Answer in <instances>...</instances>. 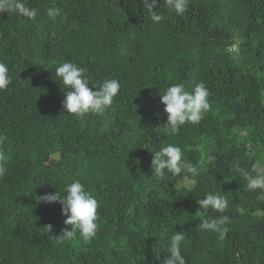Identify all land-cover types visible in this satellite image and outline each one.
Listing matches in <instances>:
<instances>
[{"label": "trees", "instance_id": "obj_1", "mask_svg": "<svg viewBox=\"0 0 264 264\" xmlns=\"http://www.w3.org/2000/svg\"><path fill=\"white\" fill-rule=\"evenodd\" d=\"M26 2L38 10L33 21L0 13V62L12 79L0 91L2 147L11 157L0 177V264H163L181 231L186 264H264V200L237 171L264 174V0H188L183 15L157 0L159 23L141 0ZM50 7L61 9L55 20ZM64 62L86 68L90 88L120 82L103 116L64 111L55 76ZM198 82L211 110L170 135L160 95ZM167 144L194 165L215 159L194 185L186 173L149 180L151 152ZM75 180L97 199L99 228L90 242L77 234L58 244L70 226L60 203L38 197L63 196ZM208 193L227 199L224 213L199 208ZM219 215L231 221L224 239L201 227Z\"/></svg>", "mask_w": 264, "mask_h": 264}, {"label": "clouds", "instance_id": "obj_2", "mask_svg": "<svg viewBox=\"0 0 264 264\" xmlns=\"http://www.w3.org/2000/svg\"><path fill=\"white\" fill-rule=\"evenodd\" d=\"M141 2L153 22L159 23L163 20V16L157 11V0H141ZM163 2L167 9L176 15H183L188 8V0H163ZM8 12L16 13L27 21L35 20L38 15V10L29 6L26 0H0V13ZM46 15L50 20H55L61 15V9L50 7L46 10ZM86 72V68L73 62H64L55 68V76L59 78L60 85L65 89L62 107L66 113L73 114L77 118H84L89 114L103 116L114 103L121 88L120 82L117 79L106 78L90 88ZM11 82L8 66L0 62V91L6 90ZM209 97L210 92L204 82L195 83L191 92L187 91L182 83H174L168 87L160 95L159 101L164 106L163 111L167 116V123L164 125L167 132L175 136L185 124H199L211 110ZM7 139L6 135L0 133V177L5 174V165L11 158L2 147ZM151 153L152 175L149 180L152 178L161 180L168 174L180 176L186 173L192 177L189 183L193 185L196 183L194 178L199 175L200 167L215 159L209 155L198 165H194L187 160L182 149L174 144H167ZM237 171L247 182V189L260 190L257 198L264 200V174L252 175L242 167L237 168ZM63 191L65 193L63 196L55 191L38 197L40 202L47 204L60 203L61 214L66 217L64 224L70 226V228H64L60 235L55 237L56 243L63 244L66 241H72L77 238V234L84 242H90L97 235L99 228L97 210L100 205L97 199L86 190L80 180L66 184ZM197 204L205 211L212 209L218 213H224L228 207L227 199L219 193H208L203 199L197 200ZM230 222L227 215H219L213 219H204L201 227L218 233L220 239H224L229 231ZM43 229L46 232H52L51 225ZM184 240L185 233L182 231L171 235L167 246L169 255L164 258L163 264H186L181 254V244Z\"/></svg>", "mask_w": 264, "mask_h": 264}]
</instances>
